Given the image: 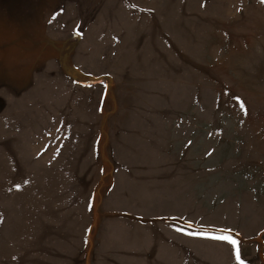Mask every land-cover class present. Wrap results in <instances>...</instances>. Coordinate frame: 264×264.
Returning <instances> with one entry per match:
<instances>
[{"label": "rangeland", "instance_id": "1", "mask_svg": "<svg viewBox=\"0 0 264 264\" xmlns=\"http://www.w3.org/2000/svg\"><path fill=\"white\" fill-rule=\"evenodd\" d=\"M237 251L264 264V0H0V264Z\"/></svg>", "mask_w": 264, "mask_h": 264}, {"label": "snow or ice", "instance_id": "2", "mask_svg": "<svg viewBox=\"0 0 264 264\" xmlns=\"http://www.w3.org/2000/svg\"><path fill=\"white\" fill-rule=\"evenodd\" d=\"M243 106V105H242ZM217 239H220V240H224V241H227L229 244L231 245H236L237 244V241L235 239H232L230 236H219V237H216ZM237 260L240 262V264H243V261L241 260L240 258V255L237 251V256H236Z\"/></svg>", "mask_w": 264, "mask_h": 264}, {"label": "water", "instance_id": "3", "mask_svg": "<svg viewBox=\"0 0 264 264\" xmlns=\"http://www.w3.org/2000/svg\"><path fill=\"white\" fill-rule=\"evenodd\" d=\"M103 76H90L85 82L86 83H98L103 80Z\"/></svg>", "mask_w": 264, "mask_h": 264}]
</instances>
